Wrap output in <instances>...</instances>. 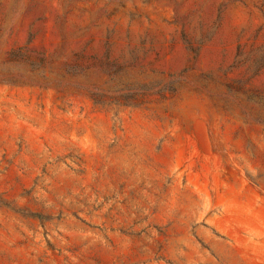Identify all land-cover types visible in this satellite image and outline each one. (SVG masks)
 <instances>
[{
	"label": "rangeland",
	"instance_id": "obj_1",
	"mask_svg": "<svg viewBox=\"0 0 264 264\" xmlns=\"http://www.w3.org/2000/svg\"><path fill=\"white\" fill-rule=\"evenodd\" d=\"M0 264H264V0H0Z\"/></svg>",
	"mask_w": 264,
	"mask_h": 264
}]
</instances>
